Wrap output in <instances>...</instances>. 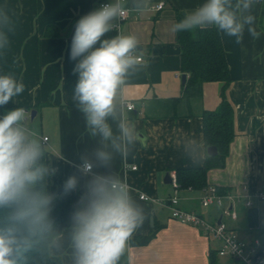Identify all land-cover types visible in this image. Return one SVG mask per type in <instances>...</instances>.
<instances>
[{
	"label": "crops",
	"instance_id": "obj_1",
	"mask_svg": "<svg viewBox=\"0 0 264 264\" xmlns=\"http://www.w3.org/2000/svg\"><path fill=\"white\" fill-rule=\"evenodd\" d=\"M110 0H0L13 20L10 44L0 51V74L11 73L21 79L24 92L4 107L0 116L16 107L25 108L28 124L38 130L49 155L59 151L63 160L53 158L58 168L49 181V190L60 194L71 175L80 179L70 195L72 209L80 199L89 176L77 166L80 157L99 147V138L85 128L83 114L72 99L77 77L72 69L70 46L76 22L99 3ZM205 0H151L147 11L130 10L118 28L109 33L133 34L137 37L141 64L127 77L124 100L134 103L125 115L137 126L138 142L127 154L117 156V171L133 190L136 200L148 213V219L133 237L145 236L157 228L143 244L129 242L122 264H209L210 250L220 242L201 228L180 222L170 214L166 199L174 193L179 207L193 210L206 221L218 219L240 240L250 242L262 237L264 243V0L253 10L256 28L253 39L247 31L240 43L221 35L232 81L226 89L233 107L234 137L222 167L207 172L206 186L225 190L222 205L236 213L235 218L212 204L204 207L203 188L175 187L174 171L201 167L205 161L201 113L219 101L220 82H205L200 95H182L179 66L180 47L171 31L177 10L186 15ZM162 3L160 8L157 5ZM35 110L31 119L30 112ZM115 128V126H113ZM193 161H200L194 163ZM108 170L94 168V173ZM168 172L171 182H165ZM146 194L149 200L139 199ZM219 194V193H218ZM228 195L231 197L229 198ZM247 202H249L247 204ZM132 237V238H133ZM238 264L235 259L216 254V264ZM241 264V263H240Z\"/></svg>",
	"mask_w": 264,
	"mask_h": 264
},
{
	"label": "clouds",
	"instance_id": "obj_2",
	"mask_svg": "<svg viewBox=\"0 0 264 264\" xmlns=\"http://www.w3.org/2000/svg\"><path fill=\"white\" fill-rule=\"evenodd\" d=\"M151 0H110L90 11L75 24L70 46L72 69L77 77L72 99L83 114L91 137L99 147L83 154L77 166L90 178L70 214L60 225L53 213L58 193L49 181L58 168L38 130L29 126L26 109L16 107L0 116V264H122L134 233L145 224L148 213L113 165L139 139L136 124L125 115L123 92L127 77L141 64L135 35L113 32L130 11H147ZM261 0H205L175 22L173 33L215 28L240 43L245 31L259 39L253 10ZM13 20L0 8V51L10 44ZM25 90L21 79L0 74V107L14 101ZM115 126V128L113 127ZM199 163L200 161H193ZM94 168L108 170L94 173ZM77 175L62 185L66 197L79 186Z\"/></svg>",
	"mask_w": 264,
	"mask_h": 264
},
{
	"label": "trees",
	"instance_id": "obj_3",
	"mask_svg": "<svg viewBox=\"0 0 264 264\" xmlns=\"http://www.w3.org/2000/svg\"><path fill=\"white\" fill-rule=\"evenodd\" d=\"M185 14L177 10L176 22ZM176 40L180 47L179 66L181 73L186 74L182 84V95L186 98L200 95L205 82L217 81L219 88V101L212 109H204L201 113L203 142L205 148L216 146L217 154H205L203 166L195 168H180L174 171L177 187L202 188L206 186L207 172L211 168L222 167L228 154L229 143L234 137L233 107L227 99L226 89L232 78L229 73L225 50L221 35L215 28L195 30L193 32L176 33ZM216 188V187H215ZM219 194L225 190L216 188ZM54 217L58 224L64 226L69 223L72 209V197H59L55 202ZM152 229L145 236L131 238V243H146L156 232ZM216 250H210L209 264H216ZM218 255V254H217ZM34 264H40V258L34 257ZM48 264H57L55 260Z\"/></svg>",
	"mask_w": 264,
	"mask_h": 264
},
{
	"label": "built area",
	"instance_id": "obj_4",
	"mask_svg": "<svg viewBox=\"0 0 264 264\" xmlns=\"http://www.w3.org/2000/svg\"><path fill=\"white\" fill-rule=\"evenodd\" d=\"M109 3V1H102L99 3V7L103 4ZM162 3L157 5L160 8ZM125 17L118 21L117 28L120 23L125 20ZM142 61V56H141ZM124 107L126 110H132L135 106L133 102L124 100ZM28 113V111L26 110ZM47 137H43L42 140L45 141ZM173 184L177 187L175 178L173 176ZM203 195L200 198V202L204 207L215 204L221 207V212L223 214L229 215L231 218L236 217V213L228 208L223 207L222 201L223 196L218 194L216 188L212 185L203 188ZM230 198L231 196L228 195ZM259 199H264V194L259 193L257 195ZM139 199L149 200L146 194H139ZM170 207V214L173 218L179 220L180 222L191 224L201 228L205 233L213 235L219 242V246L216 248V252L219 256H226L237 260L241 264H264V243L259 239H253L250 242H245L240 240L232 231L228 230L224 223L221 221L219 223L208 222L201 215L197 214L193 210H186L179 207V200L176 193L168 197L165 202ZM249 202H247L248 204Z\"/></svg>",
	"mask_w": 264,
	"mask_h": 264
},
{
	"label": "water",
	"instance_id": "obj_5",
	"mask_svg": "<svg viewBox=\"0 0 264 264\" xmlns=\"http://www.w3.org/2000/svg\"><path fill=\"white\" fill-rule=\"evenodd\" d=\"M183 14H184V12H183ZM185 80H186V74L181 73V83L183 84L185 82ZM34 116H35V110L33 109L30 112V118L32 119ZM206 153L210 156L217 154L216 146H214V145L207 146L206 147ZM164 181L168 182V183H170L172 181L171 178L169 177L168 172L164 176ZM219 222H220V219H218L217 223H219Z\"/></svg>",
	"mask_w": 264,
	"mask_h": 264
},
{
	"label": "rangeland",
	"instance_id": "obj_6",
	"mask_svg": "<svg viewBox=\"0 0 264 264\" xmlns=\"http://www.w3.org/2000/svg\"><path fill=\"white\" fill-rule=\"evenodd\" d=\"M259 239H262V237L261 238H259ZM261 241V240H260ZM236 264V263H235ZM238 264H240V263H238Z\"/></svg>",
	"mask_w": 264,
	"mask_h": 264
}]
</instances>
